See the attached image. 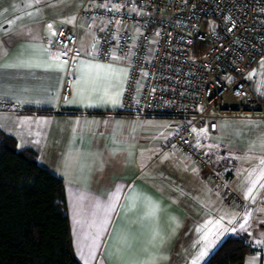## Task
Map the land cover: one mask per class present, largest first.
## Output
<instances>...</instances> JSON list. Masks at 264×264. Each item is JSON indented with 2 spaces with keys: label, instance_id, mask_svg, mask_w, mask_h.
<instances>
[{
  "label": "crops",
  "instance_id": "obj_1",
  "mask_svg": "<svg viewBox=\"0 0 264 264\" xmlns=\"http://www.w3.org/2000/svg\"><path fill=\"white\" fill-rule=\"evenodd\" d=\"M84 1L0 0V102L23 109L0 112V131L12 136L19 150L32 149L38 164L62 180L78 262L116 264L118 259L151 255L160 258L158 264H192L203 247L200 230H211L220 234L209 255L225 238L244 236L252 252L244 264H264V123L231 114L217 123L215 134L196 133L209 160L244 200L237 207L198 169L160 149L171 122L121 112L128 71L94 57L92 31L74 30ZM61 27L77 33L78 57L58 71L47 65L57 55L59 63L65 62L61 51L49 47ZM18 62L41 66H4ZM81 62L118 70V103H103L96 96L81 102L75 87ZM66 76L70 85L63 96ZM133 194L159 206L155 221L144 218L143 199L128 210ZM154 225L164 237L162 245L147 243ZM122 236H128L132 246L117 257Z\"/></svg>",
  "mask_w": 264,
  "mask_h": 264
},
{
  "label": "built area",
  "instance_id": "obj_2",
  "mask_svg": "<svg viewBox=\"0 0 264 264\" xmlns=\"http://www.w3.org/2000/svg\"><path fill=\"white\" fill-rule=\"evenodd\" d=\"M79 28L92 31L97 60L127 68L121 112L171 122L160 149L243 206L196 133L214 134L231 114L264 121V98L250 94L247 82L264 60V0H85L74 18ZM49 47L70 67L78 57L77 33L61 27ZM69 85L66 76L63 96ZM21 111L0 102V112Z\"/></svg>",
  "mask_w": 264,
  "mask_h": 264
},
{
  "label": "trees",
  "instance_id": "obj_3",
  "mask_svg": "<svg viewBox=\"0 0 264 264\" xmlns=\"http://www.w3.org/2000/svg\"><path fill=\"white\" fill-rule=\"evenodd\" d=\"M246 237H227L204 264H244ZM0 264H80L62 180L0 131Z\"/></svg>",
  "mask_w": 264,
  "mask_h": 264
},
{
  "label": "snow or ice",
  "instance_id": "obj_4",
  "mask_svg": "<svg viewBox=\"0 0 264 264\" xmlns=\"http://www.w3.org/2000/svg\"><path fill=\"white\" fill-rule=\"evenodd\" d=\"M29 7L32 5L29 4ZM70 23L71 21H67ZM48 28L51 29L52 25L49 24ZM60 57L57 55L53 58L52 62L47 65L48 68L63 71L66 61L59 63ZM5 67H40L39 64H33L31 62H18L16 64L4 65ZM118 70L112 68L111 65L104 64H85L81 62L80 77L76 81V95L83 99H92L96 96L103 103H118V97L120 93L116 91L119 86L120 76L117 74ZM260 165L264 166V159L260 160ZM260 177L264 178V168L261 169ZM253 185L257 183L256 180L252 181ZM252 189H249L248 195H251ZM144 200V207L147 209L145 213V219L149 221H155L160 208L157 204L150 200L140 197L137 194L130 195L128 197V210H133L137 207V203L140 200ZM211 223V222H210ZM219 224V221L216 222ZM247 220L244 224L240 225L241 229L245 228ZM203 231L201 241H203V247L199 252V255L192 262V264H199V261L203 260L209 255L210 250L218 242L216 237L220 232H213L211 230ZM227 231V230H223ZM159 242L161 245L164 242V237L160 233L158 226H153L150 232V238L147 241L148 244L155 246ZM120 246L117 247L115 255L117 257H123L131 249V241L128 236H122L120 238ZM147 251V249H145ZM93 252H89V256H92ZM166 259V257H164ZM160 258L156 256H149L147 259H118L116 264H158Z\"/></svg>",
  "mask_w": 264,
  "mask_h": 264
},
{
  "label": "rangeland",
  "instance_id": "obj_5",
  "mask_svg": "<svg viewBox=\"0 0 264 264\" xmlns=\"http://www.w3.org/2000/svg\"><path fill=\"white\" fill-rule=\"evenodd\" d=\"M247 82L249 83L248 91L250 94L264 98V60L260 61L258 66L248 75ZM255 121L264 123L262 120Z\"/></svg>",
  "mask_w": 264,
  "mask_h": 264
}]
</instances>
